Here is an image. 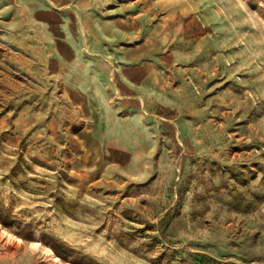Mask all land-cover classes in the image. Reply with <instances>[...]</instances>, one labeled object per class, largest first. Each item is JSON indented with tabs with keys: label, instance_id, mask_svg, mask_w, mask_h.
<instances>
[{
	"label": "rangeland",
	"instance_id": "rangeland-1",
	"mask_svg": "<svg viewBox=\"0 0 264 264\" xmlns=\"http://www.w3.org/2000/svg\"><path fill=\"white\" fill-rule=\"evenodd\" d=\"M212 257L264 260V0L0 20V264Z\"/></svg>",
	"mask_w": 264,
	"mask_h": 264
},
{
	"label": "crops",
	"instance_id": "crops-1",
	"mask_svg": "<svg viewBox=\"0 0 264 264\" xmlns=\"http://www.w3.org/2000/svg\"><path fill=\"white\" fill-rule=\"evenodd\" d=\"M33 14L38 18L51 15L46 8L35 10ZM17 19L28 20V0H0V20L14 21Z\"/></svg>",
	"mask_w": 264,
	"mask_h": 264
},
{
	"label": "trees",
	"instance_id": "trees-1",
	"mask_svg": "<svg viewBox=\"0 0 264 264\" xmlns=\"http://www.w3.org/2000/svg\"><path fill=\"white\" fill-rule=\"evenodd\" d=\"M208 257L207 256H204V261H205V259H207ZM210 260V263L211 264H232V263H230V262H225V261H222V260H219V259H217V258H210L209 259Z\"/></svg>",
	"mask_w": 264,
	"mask_h": 264
},
{
	"label": "bare ground",
	"instance_id": "bare-ground-1",
	"mask_svg": "<svg viewBox=\"0 0 264 264\" xmlns=\"http://www.w3.org/2000/svg\"><path fill=\"white\" fill-rule=\"evenodd\" d=\"M87 104V103H86ZM222 230V229H221ZM221 232V231H220ZM216 233V232H215ZM218 236H219V234H218ZM225 249V248H224ZM218 252V251H217ZM219 254V253H218Z\"/></svg>",
	"mask_w": 264,
	"mask_h": 264
},
{
	"label": "built area",
	"instance_id": "built-area-1",
	"mask_svg": "<svg viewBox=\"0 0 264 264\" xmlns=\"http://www.w3.org/2000/svg\"><path fill=\"white\" fill-rule=\"evenodd\" d=\"M262 264H264V260H263Z\"/></svg>",
	"mask_w": 264,
	"mask_h": 264
}]
</instances>
